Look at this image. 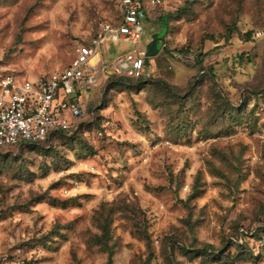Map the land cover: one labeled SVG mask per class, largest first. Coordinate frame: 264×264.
Returning <instances> with one entry per match:
<instances>
[{
	"label": "rangeland",
	"instance_id": "obj_1",
	"mask_svg": "<svg viewBox=\"0 0 264 264\" xmlns=\"http://www.w3.org/2000/svg\"><path fill=\"white\" fill-rule=\"evenodd\" d=\"M180 6L155 55L159 13ZM119 16L120 0H0V73L63 68ZM141 24L137 41L100 47L152 36L141 84L101 77L79 96L94 115L78 132L0 148V264H107L105 217L112 264H264V0H171ZM229 24L241 35L225 41ZM181 47L206 51L201 66Z\"/></svg>",
	"mask_w": 264,
	"mask_h": 264
},
{
	"label": "built area",
	"instance_id": "obj_2",
	"mask_svg": "<svg viewBox=\"0 0 264 264\" xmlns=\"http://www.w3.org/2000/svg\"><path fill=\"white\" fill-rule=\"evenodd\" d=\"M171 0H120L117 21H102L98 30L78 44L70 62L60 69L36 77L0 73V148L20 145L25 141L43 142L57 132L69 133L86 115L87 95L101 77L111 75L139 77L146 75V51L133 47L105 56L100 47L108 33L111 40L137 41L141 37V17L155 6ZM254 32V37L261 35ZM174 55L194 63V56ZM149 75V74H148Z\"/></svg>",
	"mask_w": 264,
	"mask_h": 264
},
{
	"label": "trees",
	"instance_id": "obj_3",
	"mask_svg": "<svg viewBox=\"0 0 264 264\" xmlns=\"http://www.w3.org/2000/svg\"><path fill=\"white\" fill-rule=\"evenodd\" d=\"M186 10V7L185 6H180L178 7L175 11L169 13V14H163L162 12L159 13L158 15V19L159 18H162L164 15L167 16V20L160 24L159 25V28L158 30H156L153 35H155V38L158 42V46H157V50L155 52V55L158 54V52L162 49L163 51L167 50L168 51V48L165 47L166 44H165V35H166V32L168 30V18L169 17H172V16H177L179 15V13H181L182 11H185ZM236 31L239 35H241V31L238 30L234 24H229L227 27H226V33L224 34V38H225V41H227L231 35V32L232 31ZM242 36L244 37V39H249L250 38V31H246L245 33L242 34ZM253 37H254V33H253ZM154 40V39H153ZM152 39L150 40V42L153 41ZM148 42V44L150 43ZM145 51H146V55L147 57L149 58V47H145L144 48ZM179 52L181 53H188L189 50L187 47H181L178 49ZM207 54L206 51L204 52H199L197 55L194 56L195 60H194V63L192 64H197V65H200L201 66V62H202V59L203 57ZM149 60V59H148ZM148 63V62H147ZM147 77V75H142V76H139V77H130V76H123V75H111L110 77L108 78H112L111 80L112 81H115V82H120V83H127V84H133V83H136V85H139L142 83L143 80H145ZM107 78V79H108ZM87 109V108H86ZM93 115H94V112H93ZM100 117V115H96V118ZM84 122L88 123V121H80L79 123L76 124V127H74L71 132L69 133H63V132H57L56 134H53L51 136H58V135H68V136H71L73 134H75L76 132L79 131L80 129V125L83 124ZM50 136V137H51ZM49 137V139H50ZM48 139V140H49ZM46 141H43V142H30V141H25V142H22V143H28V144H41V143H44ZM20 143V144H22ZM108 218L105 217L104 220H103V223L101 225V233L96 237V240L102 244H104L106 247H107V264H112V253H113V248L111 246V244L108 243V238H109V224L107 222ZM146 237V235H145ZM230 243L232 244H235V246H238V247H241V248H247L244 240L242 241H238L237 238H235L234 240H229ZM263 245V244H261ZM260 245V247H261ZM210 245L209 244H206V245H203V246H200V247H194L191 249V256L192 257H196V256H202L204 253L207 252L208 250V247ZM259 247L258 249V252H254L251 248H249L250 252L253 254V256L255 258H258L260 256V253H261V248ZM151 255V252L148 254V256Z\"/></svg>",
	"mask_w": 264,
	"mask_h": 264
},
{
	"label": "crops",
	"instance_id": "obj_4",
	"mask_svg": "<svg viewBox=\"0 0 264 264\" xmlns=\"http://www.w3.org/2000/svg\"><path fill=\"white\" fill-rule=\"evenodd\" d=\"M157 30H158V29H157ZM155 31H156V30L152 31L151 34H153ZM151 39H152V36L148 39V40H149L148 42H150ZM148 42H147V43H148Z\"/></svg>",
	"mask_w": 264,
	"mask_h": 264
},
{
	"label": "water",
	"instance_id": "obj_5",
	"mask_svg": "<svg viewBox=\"0 0 264 264\" xmlns=\"http://www.w3.org/2000/svg\"><path fill=\"white\" fill-rule=\"evenodd\" d=\"M147 47H149V44L147 45ZM146 62H148V57H146Z\"/></svg>",
	"mask_w": 264,
	"mask_h": 264
}]
</instances>
